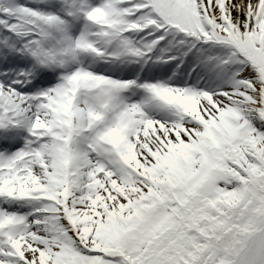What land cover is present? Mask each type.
<instances>
[{
    "label": "snow or ice",
    "instance_id": "snow-or-ice-1",
    "mask_svg": "<svg viewBox=\"0 0 264 264\" xmlns=\"http://www.w3.org/2000/svg\"><path fill=\"white\" fill-rule=\"evenodd\" d=\"M0 264H264V0H0Z\"/></svg>",
    "mask_w": 264,
    "mask_h": 264
}]
</instances>
